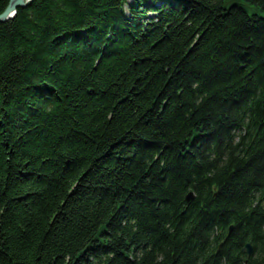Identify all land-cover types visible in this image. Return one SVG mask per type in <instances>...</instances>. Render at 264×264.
Returning a JSON list of instances; mask_svg holds the SVG:
<instances>
[{"label":"trees","instance_id":"1","mask_svg":"<svg viewBox=\"0 0 264 264\" xmlns=\"http://www.w3.org/2000/svg\"><path fill=\"white\" fill-rule=\"evenodd\" d=\"M0 264H264V0L0 23Z\"/></svg>","mask_w":264,"mask_h":264},{"label":"water","instance_id":"2","mask_svg":"<svg viewBox=\"0 0 264 264\" xmlns=\"http://www.w3.org/2000/svg\"><path fill=\"white\" fill-rule=\"evenodd\" d=\"M31 0H10L5 10L0 14V23H4L15 16L16 10L18 8H25ZM193 199V194L189 193L186 197V201ZM232 230V226L229 227L228 235ZM242 252L248 257L252 255L253 250L252 246L249 243H246L242 248Z\"/></svg>","mask_w":264,"mask_h":264},{"label":"rangeland","instance_id":"3","mask_svg":"<svg viewBox=\"0 0 264 264\" xmlns=\"http://www.w3.org/2000/svg\"><path fill=\"white\" fill-rule=\"evenodd\" d=\"M129 4H131L133 2V0H127Z\"/></svg>","mask_w":264,"mask_h":264}]
</instances>
